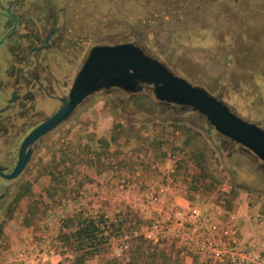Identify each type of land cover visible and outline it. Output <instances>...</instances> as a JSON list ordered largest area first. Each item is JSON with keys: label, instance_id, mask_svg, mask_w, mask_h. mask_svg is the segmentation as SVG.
<instances>
[{"label": "rangeland", "instance_id": "rangeland-1", "mask_svg": "<svg viewBox=\"0 0 264 264\" xmlns=\"http://www.w3.org/2000/svg\"><path fill=\"white\" fill-rule=\"evenodd\" d=\"M78 14V66L94 45L136 42L264 126V0H79ZM162 183L233 214L264 253V163L146 88L90 96L39 143L0 206V264H31L48 248L62 264H185L172 241L143 235L142 198ZM83 218H104L101 245L78 249Z\"/></svg>", "mask_w": 264, "mask_h": 264}, {"label": "flooded vegetation", "instance_id": "flooded-vegetation-1", "mask_svg": "<svg viewBox=\"0 0 264 264\" xmlns=\"http://www.w3.org/2000/svg\"><path fill=\"white\" fill-rule=\"evenodd\" d=\"M78 9L79 0H0V206L11 197L13 182L24 173L39 143L63 123L25 148L30 157L17 177H4L16 166L29 133L68 99L80 68ZM146 88L152 93L147 85L135 93L119 88L96 93L118 90L133 95Z\"/></svg>", "mask_w": 264, "mask_h": 264}, {"label": "water", "instance_id": "water-1", "mask_svg": "<svg viewBox=\"0 0 264 264\" xmlns=\"http://www.w3.org/2000/svg\"><path fill=\"white\" fill-rule=\"evenodd\" d=\"M145 85L151 87L153 96L160 102L198 112L220 135L246 148L264 163V126L246 121L223 100L175 74L137 43L121 42L97 44L89 49L72 83L68 99L29 133L22 143L16 166L4 177H17L30 157V150L25 153V148L64 122L88 96L114 88L135 93Z\"/></svg>", "mask_w": 264, "mask_h": 264}, {"label": "built area", "instance_id": "built-area-1", "mask_svg": "<svg viewBox=\"0 0 264 264\" xmlns=\"http://www.w3.org/2000/svg\"><path fill=\"white\" fill-rule=\"evenodd\" d=\"M141 212L148 221L143 235L156 244L172 241L185 264H264V253L253 239L243 237L233 214L191 203L168 184H157L144 194ZM127 247H115V256L121 257ZM56 256L48 248L31 264H62Z\"/></svg>", "mask_w": 264, "mask_h": 264}, {"label": "trees", "instance_id": "trees-1", "mask_svg": "<svg viewBox=\"0 0 264 264\" xmlns=\"http://www.w3.org/2000/svg\"><path fill=\"white\" fill-rule=\"evenodd\" d=\"M105 229L104 218H100L99 220L91 218L81 219L76 224L75 230L72 233L76 246L80 250H86L90 247L94 248L101 245L107 238V236H104Z\"/></svg>", "mask_w": 264, "mask_h": 264}]
</instances>
